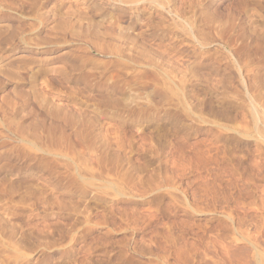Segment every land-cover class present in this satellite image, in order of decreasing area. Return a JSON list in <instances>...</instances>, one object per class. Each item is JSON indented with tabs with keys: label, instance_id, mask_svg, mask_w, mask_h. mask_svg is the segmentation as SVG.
Segmentation results:
<instances>
[{
	"label": "rangeland",
	"instance_id": "obj_1",
	"mask_svg": "<svg viewBox=\"0 0 264 264\" xmlns=\"http://www.w3.org/2000/svg\"><path fill=\"white\" fill-rule=\"evenodd\" d=\"M0 264H264V0H0Z\"/></svg>",
	"mask_w": 264,
	"mask_h": 264
}]
</instances>
